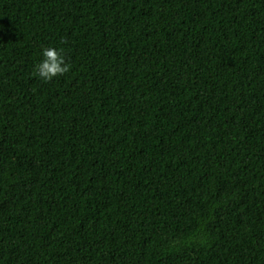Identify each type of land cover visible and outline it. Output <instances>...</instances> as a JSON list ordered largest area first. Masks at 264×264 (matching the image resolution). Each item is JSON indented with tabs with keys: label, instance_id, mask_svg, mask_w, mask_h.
<instances>
[{
	"label": "trees",
	"instance_id": "trees-1",
	"mask_svg": "<svg viewBox=\"0 0 264 264\" xmlns=\"http://www.w3.org/2000/svg\"><path fill=\"white\" fill-rule=\"evenodd\" d=\"M0 264H264V0H0Z\"/></svg>",
	"mask_w": 264,
	"mask_h": 264
},
{
	"label": "clouds",
	"instance_id": "clouds-1",
	"mask_svg": "<svg viewBox=\"0 0 264 264\" xmlns=\"http://www.w3.org/2000/svg\"><path fill=\"white\" fill-rule=\"evenodd\" d=\"M43 60L36 65L35 72L43 80L48 81L68 71L63 56L55 48H45L42 51Z\"/></svg>",
	"mask_w": 264,
	"mask_h": 264
}]
</instances>
